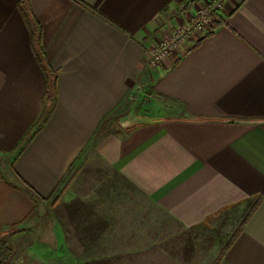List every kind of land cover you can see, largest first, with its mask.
<instances>
[{
  "label": "crops",
  "instance_id": "crops-1",
  "mask_svg": "<svg viewBox=\"0 0 264 264\" xmlns=\"http://www.w3.org/2000/svg\"><path fill=\"white\" fill-rule=\"evenodd\" d=\"M187 1L0 0V234L51 206L88 264H264V0L150 67Z\"/></svg>",
  "mask_w": 264,
  "mask_h": 264
},
{
  "label": "rangeland",
  "instance_id": "rangeland-1",
  "mask_svg": "<svg viewBox=\"0 0 264 264\" xmlns=\"http://www.w3.org/2000/svg\"><path fill=\"white\" fill-rule=\"evenodd\" d=\"M145 108L143 104L142 109ZM51 209V206L49 211L47 208L39 209L36 212L38 219L30 224L33 227L25 230L17 238L15 236L20 231L10 230L0 234V264H88L84 256L77 259L75 251L64 247L63 244V247L58 246L59 240L55 241Z\"/></svg>",
  "mask_w": 264,
  "mask_h": 264
},
{
  "label": "built area",
  "instance_id": "built-area-1",
  "mask_svg": "<svg viewBox=\"0 0 264 264\" xmlns=\"http://www.w3.org/2000/svg\"><path fill=\"white\" fill-rule=\"evenodd\" d=\"M228 1L230 0H189L183 3V10L194 6L196 12L175 31L162 34L158 41L150 47L149 66L158 67L170 57L181 54L193 42L212 33Z\"/></svg>",
  "mask_w": 264,
  "mask_h": 264
},
{
  "label": "trees",
  "instance_id": "trees-1",
  "mask_svg": "<svg viewBox=\"0 0 264 264\" xmlns=\"http://www.w3.org/2000/svg\"><path fill=\"white\" fill-rule=\"evenodd\" d=\"M23 1V0H22ZM26 1V5L28 4L29 0H24ZM23 15L25 17V20L27 22V25L30 28L31 31V36H32V46L35 52V55L40 63V66L42 67V69L44 70V72L46 73L47 76V102L50 104H53L55 102V98H56V73H54L46 59H45V55L43 53L42 50V46H41V27L40 25L35 21V19L33 18V16L31 15V13L26 10L23 9ZM200 44V41L197 42L196 44L191 45V48L189 51L194 50L198 45ZM44 123V119L39 122V125L36 128V131H33L29 137H28V141L32 139V137L38 132L40 126H42V124ZM259 204L255 205L254 209H256V207H258ZM251 214L245 219L244 223L242 224L241 228L239 229V232L243 229V227L247 224L248 220L250 219Z\"/></svg>",
  "mask_w": 264,
  "mask_h": 264
}]
</instances>
